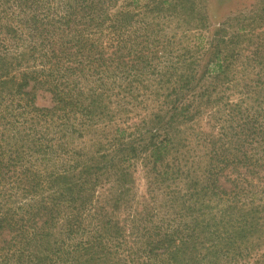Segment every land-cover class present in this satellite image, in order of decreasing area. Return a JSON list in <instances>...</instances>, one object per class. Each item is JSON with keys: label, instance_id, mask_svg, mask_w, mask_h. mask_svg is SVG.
<instances>
[{"label": "trees", "instance_id": "1", "mask_svg": "<svg viewBox=\"0 0 264 264\" xmlns=\"http://www.w3.org/2000/svg\"><path fill=\"white\" fill-rule=\"evenodd\" d=\"M115 5L116 0H0V125L12 132L7 141L0 133V264H236L258 255L264 243V91L248 95L253 89L244 84L235 102L215 94L210 101V86L215 91L224 72L219 55L203 67L198 81L183 79L165 113L173 121L176 102L197 86L198 106L222 108L224 125L217 137L204 134L200 159L192 158L183 142L176 145L168 130L161 138L148 135L150 127L136 129L116 149L121 160L141 154L151 186L164 187L160 194L149 188L140 209L129 194L85 207L78 192L52 193L53 186L76 178L78 159L72 165L66 159L67 165L45 175L27 165V157L69 153L74 134L111 122L131 99L132 79L147 72L145 43L124 37L129 14L111 13ZM130 43L139 51L132 54ZM204 79L209 86L199 85ZM42 87L49 106L36 104L35 91ZM171 92L175 95L174 87ZM187 110L182 107L179 114H198ZM157 118L165 122V115ZM113 125L111 133L123 136ZM18 126L32 128L26 146L21 137L28 132L20 135ZM102 168L91 163L85 170L97 169L107 180ZM124 176L118 172L115 186ZM260 257L264 254L256 264Z\"/></svg>", "mask_w": 264, "mask_h": 264}, {"label": "rangeland", "instance_id": "2", "mask_svg": "<svg viewBox=\"0 0 264 264\" xmlns=\"http://www.w3.org/2000/svg\"><path fill=\"white\" fill-rule=\"evenodd\" d=\"M110 11L111 13L124 11L129 14L130 22L129 26L124 28V37L135 36V41H144L147 48L144 50V55L150 63L147 72L132 79L133 92L128 94V98L131 96V99H128L127 105L122 104L125 109L115 110L116 115L112 116L111 122L100 121L84 129L81 135L74 134L72 142L68 145L69 153L58 152L56 155H51L46 152V156L39 158L27 157L26 163L33 166V171L45 175L50 173L54 166L67 165L66 159H72L69 162L70 165L73 160L78 159L81 164L72 172L76 174V178L65 184V187L53 186L52 193L57 195V189H64L66 193L73 190L75 195L78 192L85 207L90 203V206L101 205L100 200L106 197L129 194L132 198L131 204L140 209L142 198L148 197L146 192L149 188L155 189L154 193L160 194L164 191V187L157 184L151 186V176H148L145 171L143 156L138 159L141 154L121 160L116 149H122V145L132 138L129 134L136 129L150 127L148 135L156 134L161 138L163 132L168 130L172 133L176 145L183 142L181 145L185 146L184 149H189L192 158L200 159L203 147L199 142L205 138L204 134L209 133L210 136L212 133L209 140L217 137V133L224 125L225 117L222 108L211 104L198 106L195 103L197 101H193L197 97L196 93L199 92L197 86L176 102L175 117L170 122L165 114L167 109L172 107L168 101L174 103L173 98L179 96L178 87L184 78H193L198 81L197 77L203 67L216 61L213 55H219L218 61L224 65V72L219 76L216 90L213 91L214 86H210V101L215 94V98L229 96L235 102L244 84H248L253 89L248 92V95L260 87L263 93L264 0H116V5ZM141 26H145L143 30H140ZM144 43L142 42V45ZM131 47L132 54L140 49V46L135 43L131 44ZM253 52L256 53L253 54ZM183 70L184 74L181 76ZM165 81H171L173 85L168 89L165 85L161 86L160 83ZM199 85L207 87L209 81L200 80ZM173 87L175 95L171 92ZM35 94L38 106L51 105V98L43 87L37 88ZM190 102L193 106H189ZM182 107H188L186 112L197 111L198 114L189 117L190 119L183 118L179 114ZM163 115L168 126L164 121L159 123L158 118L155 122V117ZM113 124L124 130L123 136H118L115 132L111 133ZM52 127L48 130L53 134L56 128ZM23 130L28 132V136L21 137L22 143L26 146L25 140H32L33 132H31L32 128H21L18 130L20 135L24 133ZM0 133L5 134L6 141L7 136L12 135V132L2 125H0ZM63 133L61 131V134ZM62 138L67 143V140ZM48 139L49 135L46 134L45 140ZM4 140L1 143L4 144ZM13 142L14 140L10 141L11 144ZM73 151L81 155L73 156L70 154ZM78 156L80 157L77 158ZM43 157H46V160L39 161ZM91 163L99 168L103 167L102 171L105 166V171L108 173L107 180L99 177L100 171L97 169L91 170L92 173L85 170ZM15 168L18 169V167ZM118 172L125 176L120 177L115 186ZM9 177L11 178L12 175ZM124 180L128 182L122 185L121 182ZM4 187V189L10 188L8 184ZM19 203L20 200L17 199L15 205ZM79 203L78 201L72 204ZM256 250L258 255L250 254L243 259H238L236 264H256L255 258L264 254V243ZM260 259H262L261 264H264V257Z\"/></svg>", "mask_w": 264, "mask_h": 264}]
</instances>
